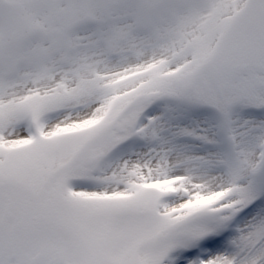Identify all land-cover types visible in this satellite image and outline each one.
<instances>
[{
    "label": "snow or ice",
    "instance_id": "snow-or-ice-1",
    "mask_svg": "<svg viewBox=\"0 0 264 264\" xmlns=\"http://www.w3.org/2000/svg\"><path fill=\"white\" fill-rule=\"evenodd\" d=\"M0 264H264V0H0Z\"/></svg>",
    "mask_w": 264,
    "mask_h": 264
}]
</instances>
